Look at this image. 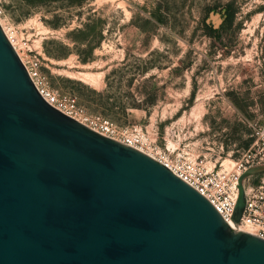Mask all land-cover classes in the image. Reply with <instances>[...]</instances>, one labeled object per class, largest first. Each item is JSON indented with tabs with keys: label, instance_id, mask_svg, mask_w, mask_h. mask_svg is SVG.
<instances>
[{
	"label": "rangeland",
	"instance_id": "1",
	"mask_svg": "<svg viewBox=\"0 0 264 264\" xmlns=\"http://www.w3.org/2000/svg\"><path fill=\"white\" fill-rule=\"evenodd\" d=\"M0 21L77 118L154 153L233 168L264 130V0H0Z\"/></svg>",
	"mask_w": 264,
	"mask_h": 264
},
{
	"label": "water",
	"instance_id": "2",
	"mask_svg": "<svg viewBox=\"0 0 264 264\" xmlns=\"http://www.w3.org/2000/svg\"><path fill=\"white\" fill-rule=\"evenodd\" d=\"M239 178L234 221L244 206ZM0 264H264V238L227 225L147 152L47 102L0 24Z\"/></svg>",
	"mask_w": 264,
	"mask_h": 264
},
{
	"label": "built area",
	"instance_id": "3",
	"mask_svg": "<svg viewBox=\"0 0 264 264\" xmlns=\"http://www.w3.org/2000/svg\"><path fill=\"white\" fill-rule=\"evenodd\" d=\"M5 33L21 58L16 48L15 36L8 30ZM21 60L36 89L47 102L102 134L150 153L173 173L200 191L226 222L233 221L238 228H248L250 232L264 238V170L242 179L244 206L240 219L236 222L233 218L241 174L248 168L264 165V130L255 131V140L251 148L235 161L233 168L215 167L210 160L188 149L154 153L148 149L150 144H147L144 134L137 125L125 127L119 132L107 119L94 122L93 118L90 119L88 116H84L83 119L77 118L73 108L67 106L62 98L49 90L48 78L42 70L40 58L34 55L28 60L24 58Z\"/></svg>",
	"mask_w": 264,
	"mask_h": 264
},
{
	"label": "trees",
	"instance_id": "4",
	"mask_svg": "<svg viewBox=\"0 0 264 264\" xmlns=\"http://www.w3.org/2000/svg\"><path fill=\"white\" fill-rule=\"evenodd\" d=\"M78 3H81L82 0H77ZM225 11H226V17L229 21L232 20L233 18V9H232V6H231V3H228L225 7ZM80 30V29H78ZM89 42V41H88ZM83 60H86V58H83Z\"/></svg>",
	"mask_w": 264,
	"mask_h": 264
},
{
	"label": "bare ground",
	"instance_id": "5",
	"mask_svg": "<svg viewBox=\"0 0 264 264\" xmlns=\"http://www.w3.org/2000/svg\"><path fill=\"white\" fill-rule=\"evenodd\" d=\"M0 24H1L2 28H3V30L6 31L7 29H6L5 26L3 25L2 21H0ZM15 46H16V45H15ZM16 48H17V46H16ZM17 50H18V49H17ZM18 52H19L21 58L23 59V56H22V54L20 53V51H18ZM87 76H88V75H87ZM89 76L91 77V75H89ZM90 77H88V78H90ZM90 79H91V78H90ZM75 119H76V118H75ZM91 128H92V127H91ZM92 129H94V128H92ZM94 130H96V129H94ZM149 154H150V153H149ZM151 154H152V153H151ZM226 223H227V225H232V226L238 228V227H237V224H236L235 222H233V221H227ZM243 229L249 231L248 228H243Z\"/></svg>",
	"mask_w": 264,
	"mask_h": 264
}]
</instances>
